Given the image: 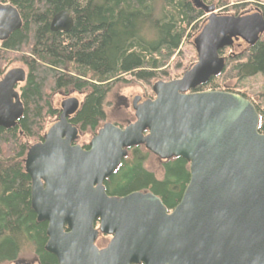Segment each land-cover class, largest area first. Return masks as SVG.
Segmentation results:
<instances>
[{
	"label": "water",
	"instance_id": "water-1",
	"mask_svg": "<svg viewBox=\"0 0 264 264\" xmlns=\"http://www.w3.org/2000/svg\"><path fill=\"white\" fill-rule=\"evenodd\" d=\"M208 14L194 40L198 61L180 79L158 81L153 99L135 97L136 120L125 127L105 124L88 150L69 118L81 102L69 97L41 143L25 159L32 181L31 203L38 222L47 223L46 251L58 264H264V134L260 116L246 98L228 92H194L220 76V52L243 41L256 45L264 35L257 10L218 15L214 7L191 0ZM74 18L55 15L51 31L69 32ZM23 26L12 5H0V42ZM22 68L0 80V127L17 126L24 114L18 86ZM143 146L161 161L181 158L190 181L171 212L151 192L110 197L105 182ZM97 224L99 226L97 227ZM100 236L111 238L99 248Z\"/></svg>",
	"mask_w": 264,
	"mask_h": 264
},
{
	"label": "trees",
	"instance_id": "trees-1",
	"mask_svg": "<svg viewBox=\"0 0 264 264\" xmlns=\"http://www.w3.org/2000/svg\"><path fill=\"white\" fill-rule=\"evenodd\" d=\"M256 1L264 17V0ZM201 2L222 16H240L245 9L243 4L228 10L229 0ZM0 5L15 7L23 21L20 30L0 42V80L15 67L26 72V81L17 88L23 117L13 129L0 127V264H20L24 256H32L36 264H58L46 251L48 224L37 220L25 169L29 148L43 142L47 124L60 117L56 96L85 95L69 122L93 138L103 126L107 95L126 76L143 83L177 79L167 71L171 60L186 40L193 42L200 35L209 16L191 0H0ZM62 11L71 14L74 27L54 33L52 20ZM220 55L226 60L224 72L194 92L222 91L246 98L256 107L259 132L264 134V102L257 103L239 86L264 74V39L254 46L240 41ZM230 75L238 81L235 85L227 82ZM128 152L105 182L108 195L151 192L174 210L190 181L189 164L181 158L161 161L158 178L146 167L152 154L143 146ZM100 238L109 242V237Z\"/></svg>",
	"mask_w": 264,
	"mask_h": 264
},
{
	"label": "rangeland",
	"instance_id": "rangeland-1",
	"mask_svg": "<svg viewBox=\"0 0 264 264\" xmlns=\"http://www.w3.org/2000/svg\"><path fill=\"white\" fill-rule=\"evenodd\" d=\"M229 2H230V7L229 9L226 8L225 10L227 9L230 10L233 6L243 5V4L245 8L243 14L254 13L256 10L259 9V6L255 5L258 4L256 0H229ZM233 12L234 11H230L228 14ZM220 13L222 12L217 11L218 15ZM261 38L264 39V35ZM227 49H232V47L226 48L224 50ZM197 61H198V56L194 47V41L192 42L191 40H186L183 43L178 54L171 60L170 68L167 71L170 73L171 78L180 79L183 76V74L188 70V68L194 65L195 63H197ZM15 68H20V67H15ZM230 78L232 79L227 82H230L232 85H235V82H238L234 80L233 77H231V75L228 77V79ZM125 79L126 82L124 81L117 84L105 99L104 102L105 119L103 120V125L110 123L119 127H125L130 123H133L136 120L135 111L133 109L134 98L142 97L143 100H145L148 98L150 99L151 96L154 95L152 88L157 81H153L152 83H143L133 80L131 76H126ZM239 86L241 88L240 90L241 92L246 93L257 103L262 104L264 102V74L258 75L254 78L245 79L239 82ZM70 97H75L81 102L84 100L85 95L72 94ZM65 99L67 98L56 96L54 103L56 106L60 108L61 103ZM51 126H52L51 124H47L46 132ZM91 139L92 136L89 134L81 135L78 140V144L81 146L86 144L89 145ZM146 167L149 171L154 172L158 178H162V168H161L160 159L152 155V157L149 158ZM96 245L99 248H103L107 245V243L102 238H99ZM19 262L20 264H36L32 256H24L20 258Z\"/></svg>",
	"mask_w": 264,
	"mask_h": 264
},
{
	"label": "flooded vegetation",
	"instance_id": "flooded-vegetation-1",
	"mask_svg": "<svg viewBox=\"0 0 264 264\" xmlns=\"http://www.w3.org/2000/svg\"><path fill=\"white\" fill-rule=\"evenodd\" d=\"M143 101H144V100H143ZM110 239H111V238H109V241H110ZM108 243H109V242H108ZM108 243H107V245H108ZM107 245H106V246H107ZM103 248H104V247H103Z\"/></svg>",
	"mask_w": 264,
	"mask_h": 264
}]
</instances>
